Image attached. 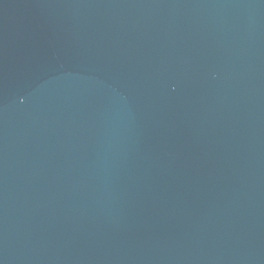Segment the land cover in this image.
Segmentation results:
<instances>
[{"label":"water","instance_id":"water-1","mask_svg":"<svg viewBox=\"0 0 264 264\" xmlns=\"http://www.w3.org/2000/svg\"><path fill=\"white\" fill-rule=\"evenodd\" d=\"M0 264H264V0H0Z\"/></svg>","mask_w":264,"mask_h":264}]
</instances>
